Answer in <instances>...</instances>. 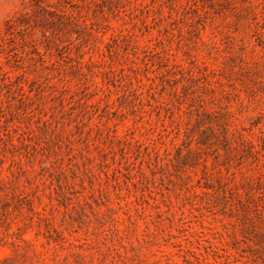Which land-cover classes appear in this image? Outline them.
Wrapping results in <instances>:
<instances>
[{
    "label": "rangeland",
    "instance_id": "374dc122",
    "mask_svg": "<svg viewBox=\"0 0 264 264\" xmlns=\"http://www.w3.org/2000/svg\"><path fill=\"white\" fill-rule=\"evenodd\" d=\"M0 264H264V0H0Z\"/></svg>",
    "mask_w": 264,
    "mask_h": 264
}]
</instances>
